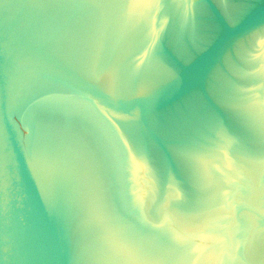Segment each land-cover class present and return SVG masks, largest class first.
I'll return each instance as SVG.
<instances>
[{"label":"water","instance_id":"water-1","mask_svg":"<svg viewBox=\"0 0 264 264\" xmlns=\"http://www.w3.org/2000/svg\"><path fill=\"white\" fill-rule=\"evenodd\" d=\"M260 100L264 0H0V264H264Z\"/></svg>","mask_w":264,"mask_h":264},{"label":"snow or ice","instance_id":"snow-or-ice-1","mask_svg":"<svg viewBox=\"0 0 264 264\" xmlns=\"http://www.w3.org/2000/svg\"><path fill=\"white\" fill-rule=\"evenodd\" d=\"M162 6V5H161ZM187 7L189 8V9H192L193 8V6L192 5H187ZM191 14H194V11H193V13H191ZM252 103H258L260 106H261V111H262V113H264V100H260V101H258V102H256V101H254V102H252ZM237 107L238 106H230V108L233 110V111H235L236 109H237ZM260 129H261V132H262V134H264V119H262L261 120V123H260Z\"/></svg>","mask_w":264,"mask_h":264}]
</instances>
